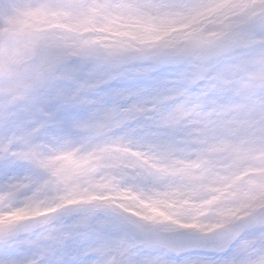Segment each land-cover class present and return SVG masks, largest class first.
<instances>
[{"label":"snow or ice","instance_id":"6c2138e0","mask_svg":"<svg viewBox=\"0 0 264 264\" xmlns=\"http://www.w3.org/2000/svg\"><path fill=\"white\" fill-rule=\"evenodd\" d=\"M105 7L81 3L64 10L92 16ZM118 7L141 20L187 8L166 0ZM249 30L264 34V16L235 23L216 38L193 31L144 42L54 44L31 92L0 108V194L14 207L31 206L34 198H19L58 171L38 158L55 157L57 149L105 128L158 149L194 128L214 140L227 137L233 120L255 103L253 96L264 112V75L252 91L244 80L251 62L239 54L236 39ZM255 47L264 49V39ZM68 155L79 158L75 151ZM98 203L85 211L57 209L0 223V264H264V207L240 218L222 209L212 217L177 221Z\"/></svg>","mask_w":264,"mask_h":264},{"label":"rangeland","instance_id":"374dc122","mask_svg":"<svg viewBox=\"0 0 264 264\" xmlns=\"http://www.w3.org/2000/svg\"><path fill=\"white\" fill-rule=\"evenodd\" d=\"M147 2L150 0H0V108L31 92L42 60L54 44L75 46L86 39L105 44L144 42L193 31L216 38L221 30L226 32L233 24L264 11V0H166L187 8L141 20L118 7ZM81 3L108 7L92 16L79 10L65 13L66 5ZM236 39L239 54H247L251 62L245 83L258 91L262 86L259 77L264 75V49L255 46L264 34L249 30ZM252 99L255 103L233 120L227 137L214 140L194 128L158 149L150 141L112 135L105 128L70 148L57 149L55 157H39L42 166L58 170L56 178L19 198H34L31 206L14 207L6 194H0V223L27 220L68 204L85 211L94 201L99 202L97 207L107 203L122 206L133 215L167 216L177 221L212 217L222 209L236 218L256 212L264 207V112L258 97ZM68 151H75L79 158L72 161Z\"/></svg>","mask_w":264,"mask_h":264},{"label":"water","instance_id":"95a60500","mask_svg":"<svg viewBox=\"0 0 264 264\" xmlns=\"http://www.w3.org/2000/svg\"><path fill=\"white\" fill-rule=\"evenodd\" d=\"M261 16H264V13L260 14L257 18H259V17H261ZM257 18H256V19H257ZM256 19H255V20H256ZM65 209H66V208H63V209H61V210H65ZM67 210H68V209H67ZM72 211H73V210H72ZM55 212H56V211H55ZM52 213H54V212H51L50 214H52ZM50 214H49V215H50Z\"/></svg>","mask_w":264,"mask_h":264}]
</instances>
